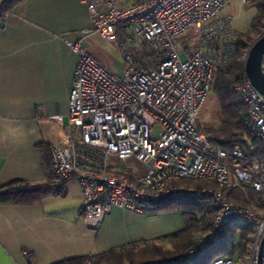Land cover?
Here are the masks:
<instances>
[{"label":"built area","instance_id":"obj_1","mask_svg":"<svg viewBox=\"0 0 264 264\" xmlns=\"http://www.w3.org/2000/svg\"><path fill=\"white\" fill-rule=\"evenodd\" d=\"M230 1L89 0V33L120 49L124 72L110 70L81 40H68L79 58L67 126L62 115L45 117L38 107L40 118L58 131L50 143L52 174L79 183L82 216L95 228L114 206L153 214L170 202L186 200L203 207L206 216L212 212L209 232L195 250L138 264H195L198 251L209 242L230 237L229 223L252 229L242 264H259L264 240V95L246 73L234 86L247 105L242 119L249 135L260 142V147L249 143L248 153L240 144H214L200 125L215 73L226 69L238 51L239 34L230 18H221ZM241 3L250 6L253 0ZM183 35L195 41L183 42L179 51L176 41ZM240 187L258 194L251 205L227 194ZM262 251L264 264V247ZM208 264L240 263L236 256H218Z\"/></svg>","mask_w":264,"mask_h":264},{"label":"crops","instance_id":"obj_2","mask_svg":"<svg viewBox=\"0 0 264 264\" xmlns=\"http://www.w3.org/2000/svg\"><path fill=\"white\" fill-rule=\"evenodd\" d=\"M88 2L22 0L7 13L0 31V187L52 178L50 143L58 131L40 118L38 107L45 117L62 115L61 123H68L79 58L68 40H81L110 70L124 72L94 39L103 37L89 33ZM81 205V186L75 180L66 183L63 195L0 203V264H54L154 241L185 227L180 211L145 214L114 206L95 228L83 218Z\"/></svg>","mask_w":264,"mask_h":264},{"label":"trees","instance_id":"obj_3","mask_svg":"<svg viewBox=\"0 0 264 264\" xmlns=\"http://www.w3.org/2000/svg\"><path fill=\"white\" fill-rule=\"evenodd\" d=\"M21 1L2 0L0 2V20ZM253 5L257 6L259 12L253 23V28L257 29L264 25V0H253ZM255 40L251 36V31L239 35L238 51L232 63L226 69H219L215 73L212 91L220 103L222 121L220 127L207 128V133L214 144L224 148H232L235 144H240L247 153L249 143L260 147V142L249 135V130L242 119V113L247 109V105L234 90V86L245 73V53ZM50 175L52 178L42 184L33 185L17 180L0 187V203H31L50 194L63 195L66 192L68 181L57 180L52 173ZM244 191L248 190L241 189L240 192H235V189L232 188L227 194L237 203L251 205V199L254 200L258 194L254 192V195L251 193L250 197H245L242 195ZM251 191L249 189V192ZM170 209H177L182 213L185 221L183 229L154 241L132 243L99 254L73 257L54 264H138L151 257L168 258L192 248L196 249L198 243L203 240L202 233L211 226L212 212L206 216L203 207L186 200L170 202L160 210ZM227 228L230 231V237L228 239L221 237L218 242H209L203 250L198 251L195 264H208L210 260L218 256H244L247 253L252 229L247 225L233 223H229ZM163 239L170 242L173 247L171 249L164 248L161 244ZM215 246L222 248L213 251ZM206 253H209V259L201 262V257Z\"/></svg>","mask_w":264,"mask_h":264},{"label":"rangeland","instance_id":"obj_4","mask_svg":"<svg viewBox=\"0 0 264 264\" xmlns=\"http://www.w3.org/2000/svg\"><path fill=\"white\" fill-rule=\"evenodd\" d=\"M258 15H259V12H258V8L256 5L245 6L241 3V0H231L227 4V6L223 9V12L221 14V18H224V17L230 18L232 26L234 27V29L237 31V33L239 35H244L246 32L251 31V36L254 39H257L264 32V25L259 26L257 29L253 28V23H254L255 19L258 17ZM94 39L100 45L101 49L112 57V59L114 60V62H116L115 64L119 67V69L122 70L125 63H124L123 56L120 52V49L113 42L107 41V40L101 38L100 36H95ZM194 41H195V37H192V38L189 37L187 39V37L185 35H183V36H180L176 42L179 43V51H181L183 42H184V44H190V43H194ZM181 54H182V57L184 59L185 58L184 53H181ZM67 120L69 122V119L66 118L65 123H67ZM221 121H222V115H221L220 103H219L216 95L212 91L210 93V97H209L208 101L206 102V104L204 105V107L201 110L200 125H201L202 129H204L207 132L208 127H214V128L220 127ZM67 124H66V126H67ZM241 189L248 190V191H244L242 194L245 197H250L251 193H252V195L255 194L253 191L249 192V189L243 188V187L235 189V192H240ZM253 201H255V199L254 200L251 199L252 203H253ZM173 211H179V210H177V209L165 210V212H173ZM181 216H182V213H181ZM208 232H209V229H207L206 231H204L202 233L203 234L202 239H203V237H205L207 235ZM161 244L166 249H171L173 247L170 242L164 241V239L161 241ZM221 248L222 247H220V246H215V247H213L212 250L213 251L220 250ZM187 251H184L182 253L180 252L178 255H174V256H171L168 258L157 256V257H151L147 260H151V259H163V260L172 259L174 257L181 255V254L187 253ZM236 257H237L238 262L240 264H242L244 262L245 256L236 255ZM208 259H209V253H206L201 257V262H205ZM147 260H144V261H147Z\"/></svg>","mask_w":264,"mask_h":264},{"label":"water","instance_id":"obj_5","mask_svg":"<svg viewBox=\"0 0 264 264\" xmlns=\"http://www.w3.org/2000/svg\"><path fill=\"white\" fill-rule=\"evenodd\" d=\"M264 56V32L255 40L251 46L245 61V73L253 85L264 95V71L262 60ZM264 240L261 245L259 264L262 263Z\"/></svg>","mask_w":264,"mask_h":264}]
</instances>
